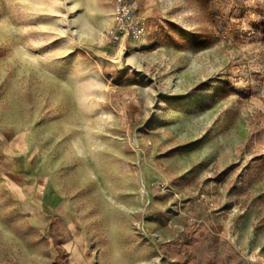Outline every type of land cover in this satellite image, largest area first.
Segmentation results:
<instances>
[{
    "label": "rangeland",
    "instance_id": "obj_1",
    "mask_svg": "<svg viewBox=\"0 0 264 264\" xmlns=\"http://www.w3.org/2000/svg\"><path fill=\"white\" fill-rule=\"evenodd\" d=\"M0 0V126L31 134L92 264H264V0ZM0 191V264H67Z\"/></svg>",
    "mask_w": 264,
    "mask_h": 264
},
{
    "label": "crops",
    "instance_id": "obj_2",
    "mask_svg": "<svg viewBox=\"0 0 264 264\" xmlns=\"http://www.w3.org/2000/svg\"><path fill=\"white\" fill-rule=\"evenodd\" d=\"M0 191L18 202L32 226L46 230L48 218L55 220L67 264H92L86 236L66 197L48 179L28 130L0 126Z\"/></svg>",
    "mask_w": 264,
    "mask_h": 264
},
{
    "label": "built area",
    "instance_id": "obj_3",
    "mask_svg": "<svg viewBox=\"0 0 264 264\" xmlns=\"http://www.w3.org/2000/svg\"><path fill=\"white\" fill-rule=\"evenodd\" d=\"M146 27L135 0H112L111 21L105 30L107 43L122 46L141 37Z\"/></svg>",
    "mask_w": 264,
    "mask_h": 264
}]
</instances>
